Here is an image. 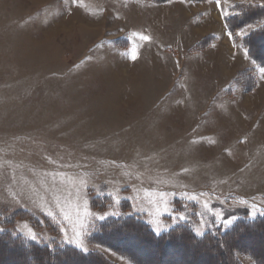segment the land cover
Returning <instances> with one entry per match:
<instances>
[{
	"label": "rangeland",
	"instance_id": "rangeland-1",
	"mask_svg": "<svg viewBox=\"0 0 264 264\" xmlns=\"http://www.w3.org/2000/svg\"><path fill=\"white\" fill-rule=\"evenodd\" d=\"M208 5L0 0V231L28 210L42 228L17 219L21 234L51 244L49 217L61 241L132 264L89 228L140 214L157 234L186 223L202 236L264 214V69L235 41L192 50L225 29ZM249 67L245 92L233 81Z\"/></svg>",
	"mask_w": 264,
	"mask_h": 264
},
{
	"label": "trees",
	"instance_id": "trees-1",
	"mask_svg": "<svg viewBox=\"0 0 264 264\" xmlns=\"http://www.w3.org/2000/svg\"><path fill=\"white\" fill-rule=\"evenodd\" d=\"M162 4L173 0H139ZM208 2L210 0H183ZM225 17L228 32L247 52L259 68L264 69V3L257 0H240ZM249 28L244 37L238 33ZM214 36H207L193 47L199 51L212 45ZM257 67L239 72L233 81L245 92L258 87ZM227 95H231L227 91ZM111 196L94 197L91 208L105 211ZM177 201H179L177 199ZM177 203V202H176ZM123 209L130 210V202H123ZM47 229L54 235L51 244L35 241L16 228V220L23 219L36 229L42 224L38 216L28 210H19L2 223L0 231V264H118L98 250L85 252L61 241L62 231L49 217H43ZM58 226V227H57ZM89 243L101 245L132 264H245L242 256L251 264H264V214L254 219L238 218L230 227L208 230L199 236L186 223L157 234L140 214L110 217L95 222L88 230Z\"/></svg>",
	"mask_w": 264,
	"mask_h": 264
},
{
	"label": "crops",
	"instance_id": "crops-1",
	"mask_svg": "<svg viewBox=\"0 0 264 264\" xmlns=\"http://www.w3.org/2000/svg\"><path fill=\"white\" fill-rule=\"evenodd\" d=\"M221 1L222 0H210V1H208V2H190V3H210V5H208V6H206L207 8H206V10H205V12L206 11H208L210 14H212V17H214V19H215V21L216 22H220L221 23V21L222 22H224V24H225V17L228 15V14H226L225 12H224V10L222 9V6H221ZM238 1H240V0H238ZM237 1V2H238ZM224 2V1H223ZM167 3V2H166ZM162 4H164V3H162ZM232 7V6H231ZM231 7H230V9H231ZM209 13H207V15H210ZM218 22V23H219ZM208 36H214L215 38H216V40L217 41H215L212 45H214L215 44V46L218 44V38H219V43H222L223 41H225L226 42V44H228L229 45V47H230V49L231 50H229L230 52H233V50H235V48H233L235 45V43H234V40H233V37L231 36V34L228 32V30H227V27H226V24H225V29L223 28L222 29V37H219V36H217V35H214V34H207ZM197 44V43H196ZM214 46V47H215ZM214 47L212 46H210V47H208V49L207 50H209V49H211V48H213L214 49ZM215 48H217V47H215ZM221 53H223V48L221 49V50H219ZM224 52H228V50H225ZM212 145V144H211Z\"/></svg>",
	"mask_w": 264,
	"mask_h": 264
},
{
	"label": "snow or ice",
	"instance_id": "snow-or-ice-1",
	"mask_svg": "<svg viewBox=\"0 0 264 264\" xmlns=\"http://www.w3.org/2000/svg\"><path fill=\"white\" fill-rule=\"evenodd\" d=\"M141 39H144V40H150V37H148V36H142ZM136 58H137L136 55H133V56H132V59H133V60H135Z\"/></svg>",
	"mask_w": 264,
	"mask_h": 264
}]
</instances>
